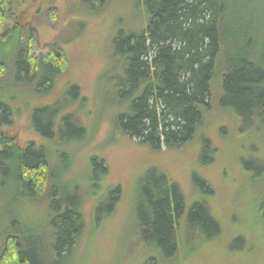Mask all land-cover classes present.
<instances>
[{"label":"trees","instance_id":"trees-1","mask_svg":"<svg viewBox=\"0 0 264 264\" xmlns=\"http://www.w3.org/2000/svg\"><path fill=\"white\" fill-rule=\"evenodd\" d=\"M13 2L0 0V78L10 77L20 89L33 88L38 97H45L44 88L53 89L55 78L64 71L65 56L59 49L47 54L36 51L30 23L14 18ZM134 3L145 13V28L128 32L117 28L111 48L115 63L109 71L115 74L107 78L110 89L106 93L112 94L118 107L112 108L120 133L141 140L153 150L162 152L164 147L167 152L196 141L207 117L228 113L237 118L240 133L251 143L261 138L264 142V24L256 29L261 17L264 23V0H244L245 10H256V16L248 19V12L238 9L240 0ZM7 17L12 25H6ZM65 93L67 98L79 99L76 104L86 106L87 99L78 85L71 82ZM10 110L9 105L0 103V128L12 124ZM48 110V106L37 107L30 114L41 143L9 146L8 142L6 149L0 150V182L6 183L5 189L13 185L14 203L39 205L44 213L43 220L35 222L13 213L11 205L3 206L0 191V264L74 261L85 230L81 184L68 179L74 161L68 152L58 155L56 148L77 145L89 132L72 114L59 118L56 112L48 117ZM254 158L245 160L242 167L248 175L258 167L248 182L253 187L259 180L255 192L260 199L258 211L264 212V160L255 162ZM93 168L85 180L90 186L98 169L107 172L103 161L94 163ZM140 182L135 215L149 261L175 264L184 238L203 231L214 242L224 233L207 201L214 192L207 182L203 184L206 201L202 198L191 206H187L179 186L161 170L157 177L154 173ZM110 194L106 187L103 200ZM103 203L99 201L95 214L103 209ZM259 226L264 232V220ZM215 233L219 234L213 236ZM240 236L237 244L244 241V245L235 247L233 241L225 253L243 255L245 262H251L257 256L247 255L245 246L249 244ZM263 250L256 264H264Z\"/></svg>","mask_w":264,"mask_h":264},{"label":"rangeland","instance_id":"rangeland-1","mask_svg":"<svg viewBox=\"0 0 264 264\" xmlns=\"http://www.w3.org/2000/svg\"><path fill=\"white\" fill-rule=\"evenodd\" d=\"M13 1V16L21 23H30L36 51L47 54L59 49L65 56L66 65L58 79L55 78L53 89L44 88L45 97H38V91L33 88L20 89L10 77L0 78V103L10 106L9 120H12V124L0 128V150L6 149L8 142L9 146L42 142L30 119L31 112L37 107H50L48 117L56 112L60 114L59 118L70 113L89 132L87 139L77 145L56 148L58 155L65 151L72 156L74 167L68 179L81 184L85 219L75 260L61 264H154L144 252L147 243L139 238L135 208L140 181L154 173L157 177L159 170L179 186L187 206L202 198L206 201L203 184H210L214 192L207 201L223 226L224 233L214 242H210L212 239L203 231L184 238L185 246L181 244L182 250L175 264H256L264 249V232L258 227L264 220V212L258 211L260 199L255 192L259 180L253 187H249L248 181L258 167L254 166L248 175L242 166L251 157H255V162L264 160L262 138L257 140L258 143H251L243 136L246 134L240 133V123L235 116L216 113L207 117V125L196 141L185 148L167 152L163 147L161 152L142 144L139 139L123 136L115 124L112 107H118L112 94L106 93L110 89L107 78L115 74L109 73L115 63L112 41L117 28L127 32L145 28V13L135 8V0H109L106 3L91 0L90 4L86 0ZM240 1L238 9L242 12L244 0ZM91 4L95 7L89 9ZM245 11L248 12L247 19L256 16L255 9ZM262 18L256 24L257 31L263 27ZM7 20L6 25H12L10 17ZM8 72L12 73L11 70ZM71 82L81 88L87 99L85 107L76 104L79 99L66 97ZM49 148L54 149V144ZM102 161L107 172L98 169L94 184L88 185L85 180L92 174L94 163L99 165ZM5 184L0 182L3 206L11 205V212L30 217L34 222L43 220L44 213L39 205L14 203L13 185L5 189ZM106 187L111 194L103 200ZM110 197L117 201L111 202ZM99 201L104 202L103 209L95 214ZM240 235L249 244L245 246L247 255L257 256L251 262H245L243 255L225 253L233 241L235 247L244 245V241L237 244Z\"/></svg>","mask_w":264,"mask_h":264},{"label":"flooded vegetation","instance_id":"flooded-vegetation-1","mask_svg":"<svg viewBox=\"0 0 264 264\" xmlns=\"http://www.w3.org/2000/svg\"><path fill=\"white\" fill-rule=\"evenodd\" d=\"M0 134H1V131H0ZM2 151V150H1Z\"/></svg>","mask_w":264,"mask_h":264}]
</instances>
